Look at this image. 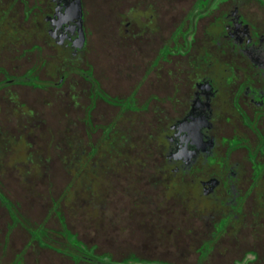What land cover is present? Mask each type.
Returning a JSON list of instances; mask_svg holds the SVG:
<instances>
[{"label":"flooded vegetation","instance_id":"flooded-vegetation-1","mask_svg":"<svg viewBox=\"0 0 264 264\" xmlns=\"http://www.w3.org/2000/svg\"><path fill=\"white\" fill-rule=\"evenodd\" d=\"M107 8L0 0V264H264V0ZM60 104L52 194L31 138Z\"/></svg>","mask_w":264,"mask_h":264},{"label":"rangeland","instance_id":"rangeland-1","mask_svg":"<svg viewBox=\"0 0 264 264\" xmlns=\"http://www.w3.org/2000/svg\"><path fill=\"white\" fill-rule=\"evenodd\" d=\"M114 0H84L85 2V10H86V18L87 21H94V22H100L104 17H108V3L112 2ZM104 6V8L102 7ZM106 6V7H105ZM103 32V28L99 24V29L97 33L101 34ZM63 99H65V95L62 96ZM52 108H55L52 110ZM59 109V110H58ZM52 113L50 114V112ZM55 113V114H54ZM69 113H70V107L68 104H60V105H53L52 107L47 106V115H46V121H45V134L44 136H37L32 137L31 140L34 142L35 145L40 144L44 145L46 147H51L49 150V160L51 162H57L58 160H61L62 168L60 170V173L57 178H53V170H50V180L51 184L50 187L47 184H43V192L50 191L52 194H58V192H67V183L69 182L70 175L68 172V168L65 169V163L63 162V153H64V145L69 140L68 132L65 130L70 127V121H69ZM52 129L54 130V135L50 136L48 134V130ZM99 137L97 135L93 136V140L97 141ZM18 148H22L21 144L20 146H15ZM16 150V149H14ZM21 150V149H20ZM47 154V153H46ZM15 156H22V152L20 153L19 150L15 152ZM16 159V158H15ZM68 164V163H66ZM47 182V181H46ZM44 183V182H43ZM50 188V189H49ZM64 214L67 215V221L70 222V217L68 216V213L66 211H63ZM19 240H24L27 238V234L25 233H18L16 235ZM63 245L67 244V239L62 238ZM20 243L17 242L14 248V254L19 250ZM177 253L178 252H187L186 249H174ZM41 252L43 253V256L46 260L50 261L55 257H58L60 259V264H73L71 261V258L66 253H61V255H57L52 250L48 249H41ZM184 256H189L192 260L194 256L192 254L186 253ZM34 257L32 254H27L26 260H28L29 264H33Z\"/></svg>","mask_w":264,"mask_h":264}]
</instances>
